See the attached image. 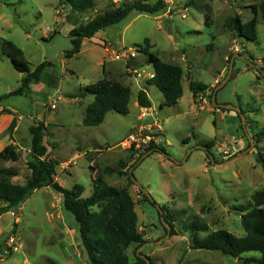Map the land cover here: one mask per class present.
Returning <instances> with one entry per match:
<instances>
[{"label":"rangeland","instance_id":"obj_1","mask_svg":"<svg viewBox=\"0 0 264 264\" xmlns=\"http://www.w3.org/2000/svg\"><path fill=\"white\" fill-rule=\"evenodd\" d=\"M123 1L96 0L88 11L72 16L86 23L114 2ZM259 1L167 0V7L158 12L134 9L122 21L84 39L78 54L67 56L74 24L68 17L70 6L62 5L60 0H0V114L13 112L21 118L14 134L18 145L23 146L26 140L31 143L29 127L38 119L44 120L49 125L47 145L59 162L57 180L67 188L83 185V197L92 189L89 161L97 154L110 155L107 161L95 158L97 175L110 185H130L140 229L147 241L155 242L145 244L141 251L155 264H244L241 258L261 255L250 251L232 257L195 244L196 237L203 238L220 228L244 235L241 214L252 194L264 189V168L257 162L258 155H264V139L257 137L264 129V75L251 65L264 68V18L258 12L256 40L240 36L228 24L238 14L242 22L250 20L255 15L252 5ZM186 7L189 11L183 18L180 12ZM207 15L210 24L206 23ZM145 38L150 39L152 50L163 60L183 67L184 92L178 103L163 106L162 92L150 85L146 91L153 112L146 120L141 119V109L135 104L138 87L134 85L127 114L109 111L101 124L85 125L86 106L95 98L85 86L109 77V70L116 73L126 68L125 61L112 58L103 46L137 47ZM6 40L23 51L31 70L45 60L50 62L23 95H7L21 85L24 73L4 53ZM137 56L147 71L153 69L141 51ZM231 62V76L214 95L218 103L235 106L239 112L224 111L210 97L212 88L226 80ZM190 75L213 86L195 99L189 88ZM216 78L218 81H214ZM122 81L129 83L128 79ZM154 117L161 122L163 143L159 150L134 161L123 151L121 141L134 127ZM9 132L10 125L1 139ZM209 141L213 143L210 154L214 160L202 146ZM92 148L96 153L82 154ZM27 155L22 150L18 161L0 155V170L16 169L18 174L5 176L24 183L31 173ZM67 160L71 163H64L63 171H58L60 162ZM121 161H126L125 168ZM129 167L149 195L130 183L131 175L125 173ZM61 198L53 188H37L22 208L0 217V252L12 236L17 246L0 264H84L85 259L90 264L74 215L66 209L58 212L63 206ZM161 212L173 223L175 234L166 233L169 223ZM193 220L205 224L207 230H186L185 224ZM135 247L129 248L131 258Z\"/></svg>","mask_w":264,"mask_h":264},{"label":"trees","instance_id":"obj_2","mask_svg":"<svg viewBox=\"0 0 264 264\" xmlns=\"http://www.w3.org/2000/svg\"><path fill=\"white\" fill-rule=\"evenodd\" d=\"M60 2L64 6L71 7L72 12L68 17L74 22L70 31L72 48L67 51V56L78 54L84 39H90L100 30L122 21L134 9L154 13L167 7L166 0H156L155 2L126 0L120 4L114 2L86 23H79V20H75L72 13L88 11L94 6L96 0H60ZM252 9L255 15L247 22H242L241 16L238 14L230 18L228 24L230 29L237 31L240 36L256 40L257 14L261 12L264 18V0L254 3ZM206 23L210 24L208 15L206 16ZM152 47L149 38H145L144 42L137 46L144 54L146 62L153 67L155 72V75L148 81L162 92L164 96L163 106L174 105L178 103L184 92L182 83L184 69L179 64L163 60L158 53L152 50ZM3 49L15 68L24 73L21 85L7 95H23L30 90L34 81L40 79L50 62L45 60L36 65L34 70H31L29 62L23 56V51L15 43L6 40ZM188 79L189 88L195 99L198 95L205 94L209 89L208 84L194 79L191 75ZM216 87L212 88L210 97H213ZM84 89L95 95L93 101L87 105L83 120L85 125L101 124L109 111H116L121 114L129 112L132 89L120 80L104 77L95 83L87 84ZM137 100L141 107L149 108L152 106L147 92L143 89L138 91ZM222 109L232 111V109ZM14 126L15 120L10 125V132ZM29 130L32 139L26 163L31 173L24 183H16L6 177L18 174L16 169L6 167L0 170V215L9 211H18L37 188L51 187L62 195L64 208L74 215L90 264H147L146 260L137 254L138 247L145 244L147 238L139 226L136 203L131 194L130 185L122 187L110 185L102 175L96 174L92 180V193L83 198L82 194L85 189L83 185L75 184L73 187L67 188L56 180L59 162L49 157V147L46 142L48 126L45 121L38 120L30 126ZM257 137L264 139V129L257 133ZM212 145V141L202 144L209 154ZM158 147L153 146L151 149ZM0 155L5 159L18 161L22 157V150L10 143L2 149ZM130 158L132 157L130 156ZM257 162L264 168L263 154L258 155ZM121 165L125 168L126 161H121ZM111 170L109 168V171ZM119 172L124 173L123 170H119ZM125 173L131 175L130 167L125 170ZM129 181L134 184L130 177ZM145 197L147 198V196ZM93 207H97V209L94 210ZM244 209L245 211L241 214V224L245 230L244 235H236L227 229L220 228L209 232L203 238L195 236L196 247L220 250L232 257H242L244 252L255 251L261 255L259 257L241 258L243 263L264 264V189L255 191L251 196L250 203ZM161 214L163 213L161 212ZM163 217L172 227L170 231L165 228L166 233L175 234L173 223L165 215ZM185 228L193 233L207 230V226L198 220L186 223ZM133 245L136 247L134 258H131L129 248ZM147 256L151 259L152 264H155L152 258Z\"/></svg>","mask_w":264,"mask_h":264},{"label":"built area","instance_id":"obj_3","mask_svg":"<svg viewBox=\"0 0 264 264\" xmlns=\"http://www.w3.org/2000/svg\"><path fill=\"white\" fill-rule=\"evenodd\" d=\"M189 8L186 7L181 10V16L183 18L187 17V12ZM106 51L110 53V56L117 60L125 61V66L127 72L131 74L136 79H150L155 75L153 69L147 71L146 67H143L137 61V55L140 54V51L137 47L133 46H115L113 44H106L104 46ZM202 98V97H200ZM53 108L56 107V104L51 105ZM153 111H148V108H145L140 113V118L146 120L149 118V115ZM164 131L161 126V122L157 117L152 118L150 121H145L143 124L138 127H134L130 131L127 137L121 141V147L127 151V153L132 157L134 161L142 157L144 154L148 153L153 146H160L163 143ZM95 159L90 161V167L92 168V174L95 176L97 174V168L95 167ZM16 239L14 236L10 237L7 245L0 252V260L7 258L12 251L17 249L15 245Z\"/></svg>","mask_w":264,"mask_h":264},{"label":"crops","instance_id":"obj_4","mask_svg":"<svg viewBox=\"0 0 264 264\" xmlns=\"http://www.w3.org/2000/svg\"><path fill=\"white\" fill-rule=\"evenodd\" d=\"M167 1V0H166ZM103 30V29H102ZM102 30H100V31H102ZM99 33V32H98ZM151 42V41H150ZM152 44V43H151ZM104 47V46H103ZM104 51L106 52V53H108L107 51H106V49L104 48ZM104 67H105V69H106V62H104ZM154 70V69H153ZM108 73H109V77H112V78H118V80H120L123 84H125V85H129L130 87H131V89L133 90V86L134 85H137V87H138V91L139 90H141V89H143V90H145L146 91V88L148 87V86H150V85H153V84H150L149 83V79L147 80H143V79H136L135 77H133L131 74H129L128 72H127V68H125V69H123V70H121V71H119V72H116V73H112V71L111 70H109L108 71ZM126 79H128L129 80V83H124L122 80H126ZM214 81H218V78H216ZM183 82V81H182ZM155 86V85H154ZM210 87L211 86H213V83L212 84H210L209 85ZM136 87V86H135ZM184 88V87H183ZM208 91V90H207ZM207 91H206V93H207ZM147 92V91H146ZM205 93V94H206ZM138 94V93H137ZM148 94V93H147ZM151 100V99H150ZM91 102V101H90ZM89 102V103H90ZM88 103V104H89ZM87 104V105H88ZM136 105H138V107H140V109H141V111L142 110H144L145 108L144 107H141L139 104H138V102H136L135 103ZM87 107V106H86ZM1 109V108H0ZM233 110V109H232ZM148 111L150 112V111H153V107L151 106V107H149L148 108ZM13 120H15V126H14V128H13V130L11 131V132H9V134L7 133V134H5V138L4 139H1V136L3 135V133L4 132H6L7 131V129H8V127H9V125H11V123L13 122ZM21 118L18 116H16V115H14L13 114V112L11 113V114H0V153H1V151H2V149L6 146V145H8V144H10V143H13L14 145L16 144L17 146H19L18 145V141L16 140V138L14 137L15 135V133H17L18 132V130H19V127H20V124H21ZM38 120H41V119H38ZM45 124L47 125V126H49L46 122H45ZM30 128V127H29ZM23 143L22 144H24L23 146H19V148L21 149V150H26L27 151V154L29 153V150H30V146H31V143L29 142V141H22ZM6 144V145H5ZM154 149H156V148H154ZM123 151H125V150H123ZM50 152H52V151H50L49 150V157L50 158H54V156L50 153ZM83 153L82 154H87V153H91V152H93V153H96V151H95V148H92V149H89V150H84V151H82ZM95 158L97 159V160H99V158H102V160H104V161H107L108 160V158H110V155H107V154H104V155H102L101 156V154H97L96 156H95ZM94 158V159H95ZM3 159H5V158H3ZM66 162H68V163H71V162H69L68 160L67 161H63V162H60L61 164V167L59 168V170L58 171H63V167H64V163H66ZM90 162V161H89ZM90 164V163H89ZM91 168V167H90ZM91 171H92V168H91ZM91 176H92V179L96 176H94L93 174H91ZM56 180H57V177H56ZM58 181V180H57ZM59 182V181H58ZM109 184V183H108ZM85 188V187H84ZM47 189L48 190H50L51 189V187H47ZM85 190V189H84ZM92 191H93V181H92V189L90 190V193H89V195L92 193ZM83 195V194H82ZM88 195V196H89ZM88 196H86V197H88ZM83 197V196H82ZM85 196L83 197V198H86ZM61 200H63V198H61ZM61 203H63L62 201H61ZM22 208V207H21ZM62 209H65L64 208V206H61V208H59V211L58 212H60V213H62ZM9 212H11V211H9ZM6 213V212H5ZM4 214V213H3ZM3 214H1L0 215V217L3 215ZM12 215V214H11ZM61 216H62V214H61ZM17 219H19V217H17ZM16 222H18L17 220H16ZM72 264H74L73 262H72ZM84 264H87V259H85V262H84Z\"/></svg>","mask_w":264,"mask_h":264},{"label":"water","instance_id":"obj_5","mask_svg":"<svg viewBox=\"0 0 264 264\" xmlns=\"http://www.w3.org/2000/svg\"><path fill=\"white\" fill-rule=\"evenodd\" d=\"M61 26H62V23H61ZM61 26L59 27V29L61 28ZM234 58V57H233ZM233 58H232V60H233ZM251 65H253V66H255L261 73H262V75H264V68H262V66H260V65H258V64H256V63H253V64H251ZM232 67H233V65H232V62L230 63V67H229V72H228V75H227V78H226V80L225 81H223L222 83H220V85L216 88V90L215 91H217L221 86H223L224 84H225V82L228 80V78L231 76V73H232ZM212 102H213V104L215 105V106H217V107H220V108H227V109H233V110H235V111H238L239 112V108H237V107H235V106H232V105H230V104H223V103H218L217 101H216V97H215V95H213V97H212ZM253 144V143H252ZM155 150H159V148H156V149H153V150H151V151H149L148 153H146V154H144L142 157H145L146 155H148L150 152H153V151H155ZM211 155V154H210ZM211 158H212V160H214L213 159V156L211 155ZM130 174H131V178H132V180L134 181V183L145 193V194H147V195H149L143 188H142V185L136 180V178H134V176L132 175V169H130ZM163 218V217H162ZM167 229H168V231H170V227H169V225H167V227H166ZM168 234H170V232H168ZM161 241V240H160ZM157 242H159V241H157ZM153 243H155V242H151V241H147L145 244H153ZM145 244H143V245H141L140 247H138V249H137V254H138V256H140L141 258H143V259H145L146 260V262H147V264H152V261H151V259L146 255V254H144V253H142L141 252V250H142V248H143V246L145 245Z\"/></svg>","mask_w":264,"mask_h":264}]
</instances>
